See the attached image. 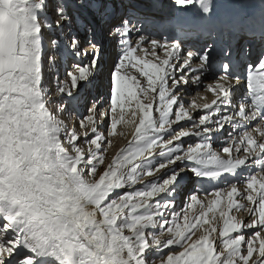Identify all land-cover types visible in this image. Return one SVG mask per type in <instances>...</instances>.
<instances>
[{
    "label": "snow or ice",
    "instance_id": "1",
    "mask_svg": "<svg viewBox=\"0 0 264 264\" xmlns=\"http://www.w3.org/2000/svg\"><path fill=\"white\" fill-rule=\"evenodd\" d=\"M197 3L162 25L155 0H0V264H264V54L174 43L236 23L230 0ZM201 88L214 98L189 104Z\"/></svg>",
    "mask_w": 264,
    "mask_h": 264
},
{
    "label": "bare ground",
    "instance_id": "2",
    "mask_svg": "<svg viewBox=\"0 0 264 264\" xmlns=\"http://www.w3.org/2000/svg\"><path fill=\"white\" fill-rule=\"evenodd\" d=\"M146 2V1H145ZM198 2H202V4H205V5H209L210 6V3L212 2V0H198ZM230 3H231V5L232 6H234V7H236L238 10H241L242 9V6L243 5H247V6H254V7H259V6H261L262 5V3H264V0H230ZM173 4H174V1H173ZM173 4H171V3H168L167 4V6H169L168 7V12L166 11V10H162V9H159V12H157V13H155V15L157 16V19H159V20H164V19H171L172 17L171 16H174V15H169V13H170V10H172V6H173ZM245 11V9H243L242 10V13ZM167 12V13H166ZM262 14H263V16H264V11H262L261 12ZM147 14H149V15H152L153 13L151 12V11H148V13ZM191 13H188V12H184V11H179V13L177 14V15H175L174 17H177V18H181V19H183L184 17H187V16H189ZM261 17H262V15H261ZM260 17V19H259V21L258 22H262V24L264 25V17L263 18H261ZM260 25V24H259ZM154 32H155V29H154ZM189 32H194L193 30H191V31H189ZM198 37V36H197ZM200 37V36H199ZM180 43H183L184 44V46L186 47V49L188 48V44H191L192 46H194V43L193 42H190V40H187L186 42H180ZM179 43V44H180ZM197 47H193V49H196ZM138 56H142L143 54L142 53H138L137 54ZM158 55L159 56H161V57H163V55H164V53L161 51V52H158ZM149 60H152V62H157V61H155L151 56H148L147 57ZM134 74H137L138 76H140V77H143L139 72H137L134 68H129ZM127 70V69H126ZM137 76V77H138ZM144 82H146V78H144L143 77V79H142ZM99 81H100V83H102V77L99 79ZM214 81H211V80H207V81H205V86H207V84L208 83H213ZM104 83V82H103ZM102 86V85H101ZM94 93V92H93ZM104 94H105V92H103ZM103 94V95H104ZM93 95H95V93L93 94ZM186 95V100H187V102L190 104L191 103V101L193 100V99H195L196 100V102L198 103V104H203V103H210L211 102V100L214 98L213 97V94L212 93H210V92H205L204 90H203V88H201L200 89V93H199V95H197V92L195 91V90H192L191 92H190V94H185ZM206 96L207 97V99L206 100H202V99H200V96ZM51 100V99H50ZM53 100H51V102H52ZM54 102V101H53ZM103 104V103H102ZM189 111H191L192 113H193V115L194 116H196V117H198V115L199 114H201V112H199V111H197V110H193V109H191V108H189ZM183 123H185L184 121H182ZM72 126H74V125H69V128H71ZM133 132V131H132ZM132 132H130L129 134H127V136L129 137V139H128V141L130 140V139H132ZM121 135H119V133L117 134V137L119 138ZM113 137V136H112ZM111 137V138H112ZM121 138V137H120ZM189 138H187L186 140H188ZM119 141H122V139H120ZM128 141H127V143L126 142H124V143H120V144H116V142H113L114 143V146L116 145L117 146V149L115 150V153H114V157L125 147V144L127 145L128 144ZM191 143H192V145L194 146L195 145V143H197L198 141L196 140V138H191V141H190ZM112 143V144H113ZM198 188H199V186H197ZM199 194L200 195H198V199H201V200H204V202L205 203H207L208 202V200H210V199H212L213 197H211V196H208L207 197V199H205V197H204V194H203V190L201 189L200 190V192H199ZM202 195V196H201ZM237 200H238V197L236 198ZM221 200H222V203L223 204H221L219 207H224V208H226V206H227V197H226V194H222V196H221ZM196 211H198L199 210V207L197 206V208L195 209ZM234 211H235V209H233V214H234ZM235 214H236V212H235ZM211 215V214H210ZM237 216H238V213H237ZM247 216V213L245 212V213H243L242 215H241V218H245Z\"/></svg>",
    "mask_w": 264,
    "mask_h": 264
},
{
    "label": "rangeland",
    "instance_id": "3",
    "mask_svg": "<svg viewBox=\"0 0 264 264\" xmlns=\"http://www.w3.org/2000/svg\"><path fill=\"white\" fill-rule=\"evenodd\" d=\"M171 4H173V1L171 2ZM167 7V10L166 9H162V10H166L167 12L169 11L168 10V7L169 6H166ZM174 8L175 7H173L172 6V10H170V13H169V15H174ZM166 12V13H167ZM179 13V11L177 12V14ZM176 14V15H177ZM175 16V15H174ZM127 69V70H126ZM126 69H124L123 70V72H127V73H129L130 75H136V76H138L137 74H134L129 68H126ZM108 70V69H107ZM123 72H122V74H123ZM106 73V70H104V73L103 74H105ZM52 73H48V78H49V81H50V83H49V85H48V87L50 88V91L53 93L52 94V96L53 95H56V92H54L55 91V81L52 79ZM140 81H141V83L142 84H145L146 82H144L142 79H143V77H140V76H138L137 77ZM60 79H63V69H61V75H60ZM105 78L104 77H102V83H100V84H98V86L95 88V95H101V96H103V92H105V89L103 90V88H105L106 86H105ZM104 82V83H103ZM102 85V86H101ZM106 93V92H105ZM91 94H93L92 92H91ZM58 98L60 99L61 97H60V95L58 96ZM102 103H103V101H102ZM88 106H90V105H88ZM129 106L127 105V103H126V108H128ZM131 109L132 110H135L136 109V105H135V102H133L132 104H131ZM103 108H107V104L106 103H103ZM103 108H102V110H103ZM81 113H84L85 115L87 114L86 113V111H85V107H80L79 109H78ZM119 111V110H118ZM66 117V116H65ZM65 117H63L64 119H65ZM65 121H66V123L69 121L68 119H67V117H66V119H65ZM70 123H69V125L71 124V125H75V126H77V130L79 131V128H78V123H79V117L76 115V110H74L73 111V115H72V119L69 121ZM181 123H183V122H181ZM110 130V129H109ZM100 131L102 132V133H104V131H105V125L104 124H101V127H100ZM133 131V127L131 126V125H128V126H126V125H124L123 123H121L120 125H118V127H117V133H120V132H123L124 133V135H121L119 138L117 137V135L116 136H113L112 138L111 137H109V139L111 140V146H107V144H106V148H107V150H106V152L104 153V155H105V164L104 165H101V166H99V169H98V171H100L101 173L106 169V166H107V164H109L115 157L113 156L114 155V153H115V150L117 149V146L115 145L114 146V143L113 142H116V144H122V143H124V142H126L127 143V141H128V139H129V137L127 136V134H129L130 132H132ZM106 134V133H105ZM120 139H122V141H119ZM185 139H187V138H185ZM131 140V139H130ZM113 143V144H112ZM127 145L125 144V147H126ZM86 147V146H85ZM124 147V148H125ZM185 147H187V145H185ZM115 149V150H114ZM137 187H142V185H137ZM200 195V194H199ZM202 196V195H201ZM179 199V198H178ZM223 204V203H222ZM220 207L219 206H217V216H219V211H218V209H219ZM199 211V210H198ZM235 212L236 211H234V214H235ZM236 215H237V213H236ZM241 215L242 214H240V213H238V216L241 218ZM222 226V225H221ZM206 227V226H205Z\"/></svg>",
    "mask_w": 264,
    "mask_h": 264
}]
</instances>
